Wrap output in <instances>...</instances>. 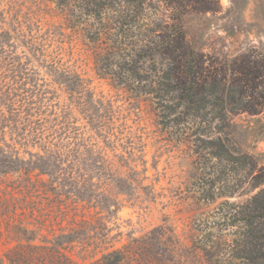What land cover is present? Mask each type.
Returning <instances> with one entry per match:
<instances>
[{
  "label": "rangeland",
  "instance_id": "374dc122",
  "mask_svg": "<svg viewBox=\"0 0 264 264\" xmlns=\"http://www.w3.org/2000/svg\"><path fill=\"white\" fill-rule=\"evenodd\" d=\"M155 3L164 17H179L196 50L228 62L264 56V0ZM70 13L58 0H0V256L94 264L119 249L135 264H208L196 244L222 199L207 203L200 193L196 144L159 124L149 97L97 76L101 46ZM55 68L80 73L107 103L104 135L54 81ZM232 118L234 147L264 171V111ZM52 143L68 162L44 173L33 164Z\"/></svg>",
  "mask_w": 264,
  "mask_h": 264
},
{
  "label": "trees",
  "instance_id": "16d2710c",
  "mask_svg": "<svg viewBox=\"0 0 264 264\" xmlns=\"http://www.w3.org/2000/svg\"><path fill=\"white\" fill-rule=\"evenodd\" d=\"M155 1L58 3L69 6L75 22L101 46L94 57L97 76L134 97H149L159 124L170 129L173 137L191 138L196 144L203 170L200 193L207 203L222 199L212 222L198 237L196 249L208 264H264V171L251 154L238 151L231 139L232 116L264 111V56L244 54L228 62L196 50L179 17H164ZM54 71V81L65 87L90 128L104 135L101 122L108 113L107 103L95 98L80 73ZM53 145L48 146L47 155H38L36 169L51 173L64 168L68 153ZM122 181L126 182L116 178L118 185ZM247 185L246 199L231 200ZM64 236L73 238L71 233ZM0 264H6L2 256ZM94 264L135 263L115 249Z\"/></svg>",
  "mask_w": 264,
  "mask_h": 264
}]
</instances>
